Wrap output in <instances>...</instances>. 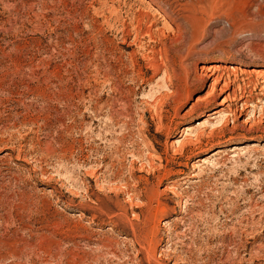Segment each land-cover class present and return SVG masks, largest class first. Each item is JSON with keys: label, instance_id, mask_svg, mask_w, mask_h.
<instances>
[{"label": "rangeland", "instance_id": "374dc122", "mask_svg": "<svg viewBox=\"0 0 264 264\" xmlns=\"http://www.w3.org/2000/svg\"><path fill=\"white\" fill-rule=\"evenodd\" d=\"M0 264H264V0H0Z\"/></svg>", "mask_w": 264, "mask_h": 264}, {"label": "bare ground", "instance_id": "6f19581e", "mask_svg": "<svg viewBox=\"0 0 264 264\" xmlns=\"http://www.w3.org/2000/svg\"><path fill=\"white\" fill-rule=\"evenodd\" d=\"M201 69H204V67H201ZM204 70H206V71L208 70L207 72H210L211 75H216L215 78H214V81H213V86H214L215 84H217L218 82H220L222 80V76H218V73L219 72H222V71H227V68L226 67H220V66H213V67H208V68H206ZM225 82L223 84L224 85L223 87L226 88L228 86V84L226 85ZM224 100L222 102H224ZM243 106L246 107V108H248L249 107L248 106V102L245 101L243 103ZM226 111H228L227 110V107H226L225 111H222V110H214L213 112H211V115H210V118L209 119L207 118V119H205L203 121H198L197 126H195V127H193V126H185L184 129H183L184 131H182V132H185L184 138H182L181 140H177L176 142H172L173 148L175 149V151L176 152H183V150L188 145H190V144H192V145H195L196 144L197 145L200 142V139H201V137L204 134H198L197 136H195L194 140H192V138L194 137V135H193L192 138H190V135L192 136V134L195 133V131H196V129H198V127L200 128L201 126H204V128H205V126L206 127L208 126L210 130H209V132H208V134L206 136L209 137V136L213 135L214 132H215V130H216V128H214V127L217 124L224 125L226 123V119H225L227 117V116L225 117V115H226L225 112ZM223 114H225V115H223ZM225 128H227V127H225ZM215 154L216 153H214V155Z\"/></svg>", "mask_w": 264, "mask_h": 264}]
</instances>
